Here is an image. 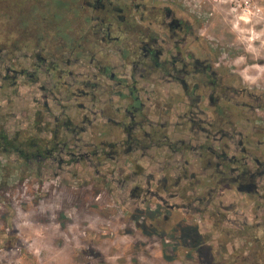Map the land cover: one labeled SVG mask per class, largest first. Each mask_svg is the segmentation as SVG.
Instances as JSON below:
<instances>
[{
  "label": "flooded vegetation",
  "instance_id": "af4514ba",
  "mask_svg": "<svg viewBox=\"0 0 264 264\" xmlns=\"http://www.w3.org/2000/svg\"><path fill=\"white\" fill-rule=\"evenodd\" d=\"M0 29V155L117 172L134 212L165 222L189 202L246 210V255L264 258V139L234 113L255 106L187 17L154 0H0Z\"/></svg>",
  "mask_w": 264,
  "mask_h": 264
},
{
  "label": "rangeland",
  "instance_id": "374dc122",
  "mask_svg": "<svg viewBox=\"0 0 264 264\" xmlns=\"http://www.w3.org/2000/svg\"><path fill=\"white\" fill-rule=\"evenodd\" d=\"M154 1L190 20L215 62L234 76L242 93L237 104L255 106L251 115L234 113L253 118L264 139V0ZM55 7L46 4L47 11ZM102 173L33 170L0 155V264H264L263 256L246 255V210L226 213L225 220L216 217L215 204L202 214L189 202L186 219L165 222L134 212L143 208L123 190L129 184L121 186L117 172ZM253 229L261 241L260 220Z\"/></svg>",
  "mask_w": 264,
  "mask_h": 264
},
{
  "label": "trees",
  "instance_id": "16d2710c",
  "mask_svg": "<svg viewBox=\"0 0 264 264\" xmlns=\"http://www.w3.org/2000/svg\"><path fill=\"white\" fill-rule=\"evenodd\" d=\"M136 212H138V213H140V214H141V213L143 214V213H146V212H147V214H149V216L151 215V216H154V218H155V215L153 214V212L150 211V209H149L148 207L146 208V211H144V212H142V211H141V212H140V211H136ZM153 220H154V219H153ZM151 224H152L151 226L153 227L154 225H153L152 222H151Z\"/></svg>",
  "mask_w": 264,
  "mask_h": 264
}]
</instances>
